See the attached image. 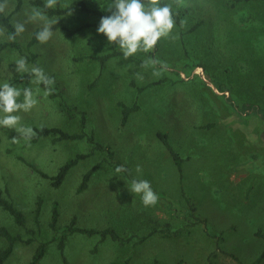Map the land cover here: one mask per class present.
<instances>
[{
  "label": "rangeland",
  "instance_id": "374dc122",
  "mask_svg": "<svg viewBox=\"0 0 264 264\" xmlns=\"http://www.w3.org/2000/svg\"><path fill=\"white\" fill-rule=\"evenodd\" d=\"M31 1L23 0L12 21L27 19L25 13L35 7ZM73 1L58 0L55 7ZM82 1L89 12L77 6L48 16L58 22L46 44L29 46L42 22L27 23L17 37L21 51L0 52V84L31 86L38 100L29 112L18 113L21 126L86 133L83 139L34 142L14 129H0V190L27 219L26 228L18 227L0 206V227L33 239L17 243L5 264H28L41 243L47 247L39 264L253 263L264 251V1L160 0L172 6L179 23L174 19L170 36L153 50L127 60L97 32L101 18L111 15L104 10L110 0ZM9 3L7 15L16 1ZM23 54H36L29 69L41 67L54 79L49 96L12 66ZM144 61L155 63L142 68ZM134 105L123 124V106ZM159 133L168 136L181 167ZM89 136L112 154L94 150ZM79 155L88 157L70 169L60 187L40 174L55 176ZM118 166L127 171L116 173ZM92 169L87 189L78 192ZM133 179L150 183L159 197L154 206H144L129 191ZM54 203L56 229L50 226ZM192 207L206 225L193 217ZM73 224L113 230L123 242L70 233ZM6 245L0 238V251Z\"/></svg>",
  "mask_w": 264,
  "mask_h": 264
},
{
  "label": "clouds",
  "instance_id": "9594fccd",
  "mask_svg": "<svg viewBox=\"0 0 264 264\" xmlns=\"http://www.w3.org/2000/svg\"><path fill=\"white\" fill-rule=\"evenodd\" d=\"M58 0H46L44 9L55 7ZM14 7V5L12 6ZM10 8L9 0L0 2V14H7ZM104 10L111 15L101 18L98 26V34L107 38L109 45H118L125 60L133 57L139 52L148 53L155 48L161 38H168L175 27L172 6L170 4L161 5L160 0H110ZM27 19L24 22L12 21L14 31L6 36L8 41H15L18 36L26 31V24L42 22L41 29L36 33V40L40 44H46L52 37V28L57 24V19H50L44 10L32 7L30 13H25ZM181 21V25H184ZM7 29L0 25V37H5ZM155 61H144L142 68H146ZM15 70L19 74L29 73L31 76L30 85H43L44 96L47 97L52 92V85L55 81L47 76L43 68L32 66L29 69L27 60L21 57L15 61ZM159 71L154 70L153 75L158 76ZM22 76V75H21ZM138 79L143 77L137 73ZM23 77V76H22ZM40 91L37 87L36 92ZM23 97L21 100L20 98ZM38 103L35 98L33 88H18L5 80L0 84V129H14L26 140H30L35 132L31 127L20 125V112H29ZM13 143H18V137L12 138ZM127 171L123 166L115 169L116 173ZM136 172L140 173L141 168L137 166ZM129 191L132 194L140 195L144 206H154L159 197L152 190L147 180L133 179Z\"/></svg>",
  "mask_w": 264,
  "mask_h": 264
},
{
  "label": "trees",
  "instance_id": "16d2710c",
  "mask_svg": "<svg viewBox=\"0 0 264 264\" xmlns=\"http://www.w3.org/2000/svg\"><path fill=\"white\" fill-rule=\"evenodd\" d=\"M15 1H16L15 8L11 14H8V15L7 14L6 15L0 14V25L4 26L7 29V32H6L7 35L14 31V29L12 27V16L14 14L19 13V11L21 10V8L23 6V0H15ZM232 1L235 3H240V2H248V1H264V0H232ZM30 3L33 6L40 8L41 10H44L46 15L49 17L66 15V14L70 13V11L73 10L77 6L81 7L82 10L89 12L87 7L85 6L84 1H82V0H75L72 2V4H70L69 6H67L65 8L61 7L60 5H57L56 7H53L50 9H44V4H45L44 0H32ZM173 18L179 23V19L174 12H173ZM84 26L85 25H83L82 27H84ZM196 26L194 27V29L196 28ZM36 33H37V31L35 32L34 36L32 37L31 41L29 42L30 47L38 42L35 38ZM8 49L21 51V46H20L17 38L15 41L5 40L3 42H0V52H2L4 50H8ZM116 54L117 53L107 55L105 58H103V60H106L107 58H110L112 55H116ZM23 57L26 58L27 63H35L37 55L36 54H29V55L23 54ZM12 66H15V62L12 63ZM25 79L27 81L31 79V76L29 75V73L24 75V80ZM22 80L23 79L19 80L18 83ZM123 107L124 108H123V122L122 123L125 124L128 120L129 114L137 108H136V105H134V107H132V108H128L125 106H123ZM64 111H66V109H64ZM81 118H82L81 119L82 127H84L85 123H86V114L84 112L81 113ZM158 135H159L160 139L163 141L164 145L170 150L171 155L174 158V160L176 161L177 166L181 167L182 160H181L180 156L171 149V147L168 143V140H167L168 136L166 134H162V133H159ZM46 137H53L57 141H60V140H76V139L85 138L86 133L82 131L81 133L71 134V133H68L59 127H46V126H44V127L35 129V135L32 137V141L37 142L41 138H46ZM87 140L95 146L94 150L107 151L110 155L112 154L110 152V148L107 146H104L100 143H97L95 141L94 136L87 137ZM86 157H88V155H79L76 158L67 161L59 169L58 173L55 176H48L42 172H40V174L44 178L51 180L53 187H60L63 184L68 172L70 171V169L73 166H75L76 164H78V162L81 159L86 158ZM94 170L95 169H92L84 175L82 183L78 189V192H83L87 189L88 182H89ZM0 206L9 214V216H11L14 223L18 227L26 228L27 219H26L24 212L19 210L18 208H16V206L11 201L5 199L2 195L1 190H0ZM191 209L193 211V217L198 222H200L201 220H199V218L195 215V209L193 207ZM40 212H41V203H40V201H38V207L36 210V220L38 223H39ZM58 216H59L58 215V203H54L52 222L50 225L52 229H56V225L58 222ZM201 222L206 225V221H201ZM69 230H70V233L80 232L83 234H87L89 236H92L95 234H101L103 239L106 238L107 236H110L112 239H114L116 241L123 242V239L120 236H118V234L115 231L109 230V229H106L104 231L99 232V231L93 230V229L88 230V229L78 228V227H75L73 224L69 227ZM28 232L34 233V231H32V230H28ZM155 232L156 231H154V230L151 231L148 236L142 237L140 241L141 242L146 241ZM173 235L177 236V235H179V233L176 232ZM0 238L4 239L7 242L6 247L0 251V264H5L7 262V260L13 254L15 246L17 243H19V242L31 243L33 240L32 238L28 239V240H24L21 237V235L13 234L5 226L0 227ZM46 247H47V243L39 244V246L37 247V249H36V251H35V253L31 259V261L28 264H39L46 254ZM59 247L63 251L64 243L61 242ZM230 256H232V255H230ZM234 258L237 259L236 257H234ZM263 259H264V251L259 256V258L251 264H259ZM154 264H157V263H154ZM177 264H185V263L182 260H180Z\"/></svg>",
  "mask_w": 264,
  "mask_h": 264
}]
</instances>
